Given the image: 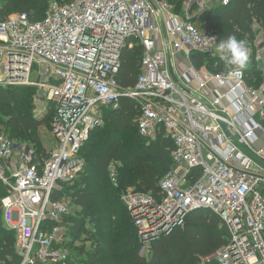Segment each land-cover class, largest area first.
<instances>
[{
  "label": "built area",
  "instance_id": "2783aa9c",
  "mask_svg": "<svg viewBox=\"0 0 264 264\" xmlns=\"http://www.w3.org/2000/svg\"><path fill=\"white\" fill-rule=\"evenodd\" d=\"M151 1L153 6L147 0H48L41 20L30 21L26 13L0 20V86L45 91L56 141L55 153L43 159L0 133L2 221L15 233L20 264L73 259L70 217L77 211L53 193L80 177L90 131L104 124V109L116 108L121 97L136 102L140 135L163 130L174 144L175 164L158 181L156 193L129 187L120 195L142 252L183 226L189 213L206 208L228 232L227 243L211 256L218 264H264V44H246L262 72L259 86L235 66L219 72L196 68L190 51L218 56V34L192 17H178L169 4ZM254 28L260 30L256 23ZM132 39L143 48L140 74L134 87L124 90L116 74L121 50L132 47ZM183 53L188 60L177 71L173 56ZM109 178L118 188L113 163Z\"/></svg>",
  "mask_w": 264,
  "mask_h": 264
},
{
  "label": "trees",
  "instance_id": "16d2710c",
  "mask_svg": "<svg viewBox=\"0 0 264 264\" xmlns=\"http://www.w3.org/2000/svg\"><path fill=\"white\" fill-rule=\"evenodd\" d=\"M0 20L15 13H26L30 21L41 20L48 0H0ZM175 8L183 7L187 0H166ZM264 29V0H231L226 5H214L201 15V28L218 34L219 41L229 35L247 43L253 42L257 30ZM143 48L136 39L132 47L120 53V67L116 80L124 90L134 87L140 74ZM250 51L249 67L244 70L249 84L259 86L262 72L253 62ZM189 62L196 68L205 66L211 72L227 69L218 56L190 51ZM35 88L31 85L0 86V131L10 139L27 143L38 157L44 155L40 128L52 130L53 106L48 102L42 118L33 116L32 102ZM139 109L129 97H121L116 108L104 109V124L90 131L81 150L84 169L73 184H60L53 199L71 196L80 207L71 216L72 243L83 238V245L65 264H218L211 256L228 241V232L220 218L211 210L199 208L189 213L184 225L152 241L143 253L136 228L123 205L120 195L129 187L145 193H156L158 181L175 164L174 144L163 130L155 140L146 142L136 126ZM119 164L118 188L109 178L110 163ZM122 163V165H120ZM264 193V189H263ZM6 194L0 182V264H20L15 249V233L2 221L1 199ZM92 223L93 230L85 228ZM88 241L91 249L85 250ZM211 257V258H210ZM30 264H41L33 261Z\"/></svg>",
  "mask_w": 264,
  "mask_h": 264
},
{
  "label": "rangeland",
  "instance_id": "374dc122",
  "mask_svg": "<svg viewBox=\"0 0 264 264\" xmlns=\"http://www.w3.org/2000/svg\"><path fill=\"white\" fill-rule=\"evenodd\" d=\"M160 2H163L164 4H169L168 1L166 0H159ZM1 3V1H0ZM171 6V12L174 14H177L179 17L183 18L185 16H189L192 17L194 23H196V25L201 26V15L203 14V12L210 8L213 7V5H207L205 6L203 3L202 4H192L190 3V5H188V7H179V8H175L172 4H169ZM184 6V5H183ZM187 9V10H186ZM158 17H155L156 20L158 18H160L159 15H157ZM154 18V20H155ZM159 20V19H158ZM178 58H176V55L173 56V60L174 61H178V63H180L181 67H184V65H186L187 63V58L186 55L183 53L181 55H177ZM33 82H37V78L35 76L32 77ZM32 86V85H31ZM33 87L35 88V93L33 95V99L32 102L34 104V108H33V116H35L36 118H42L44 116V114L46 113L47 110V99L45 97V91L41 90L38 86L33 85ZM4 131H0V133H3ZM5 134V133H4ZM40 135H41V139L43 142V146H44V155L42 156L43 159H48L49 157H51L56 150V141L55 138L52 134V131L49 130V128L42 126L40 128ZM146 139L147 143L152 142L153 140H155L156 136H151V137H143ZM24 143V142H23ZM27 145V143H25ZM86 145V144H85ZM84 145V147H85ZM29 146V145H28ZM30 147V146H29ZM83 147V148H84ZM31 148V147H30ZM83 158V156H82ZM84 159V158H83ZM85 159H84V165H85ZM113 162L110 163L109 167L111 166ZM119 164L115 163L114 165L117 166ZM122 165V163L120 164ZM132 189L135 190V188L131 187ZM150 193V192H149ZM65 197V201L69 202L70 206L72 207L73 210L75 211H80V207L74 203V201L72 200L71 196H64ZM85 228L87 230H93L94 226L92 223H89L88 221L85 222ZM93 228V229H92ZM76 245L73 244V252L76 254L78 252V250L80 249V247L83 245V238H80L79 240H76V242H74ZM91 243H89L88 241H86L84 243L85 245V250L87 249H91L90 246Z\"/></svg>",
  "mask_w": 264,
  "mask_h": 264
},
{
  "label": "clouds",
  "instance_id": "9594fccd",
  "mask_svg": "<svg viewBox=\"0 0 264 264\" xmlns=\"http://www.w3.org/2000/svg\"><path fill=\"white\" fill-rule=\"evenodd\" d=\"M227 3V0H225ZM216 53L219 60L224 63L226 67L235 66L242 75L243 71L249 67L250 50L245 42L238 39L235 35H229L226 39H222L216 45ZM233 72H228L227 76L231 78Z\"/></svg>",
  "mask_w": 264,
  "mask_h": 264
},
{
  "label": "crops",
  "instance_id": "0c3cea01",
  "mask_svg": "<svg viewBox=\"0 0 264 264\" xmlns=\"http://www.w3.org/2000/svg\"><path fill=\"white\" fill-rule=\"evenodd\" d=\"M190 3L192 4H202L203 3V0H187L183 3V7H188V5H190ZM187 10V9H186ZM177 15V14H176ZM179 17V16H178ZM255 44L258 45V46H261L264 44V29H260V30H257V33H256V38L254 40ZM180 54H178L179 56ZM176 58L177 55H176ZM188 60V59H187ZM174 61V60H173ZM179 61V60H178ZM177 62V61H176ZM178 63V62H177ZM179 65L175 66L176 70L177 71H181L183 70L184 67H181L180 63H178Z\"/></svg>",
  "mask_w": 264,
  "mask_h": 264
},
{
  "label": "water",
  "instance_id": "95a60500",
  "mask_svg": "<svg viewBox=\"0 0 264 264\" xmlns=\"http://www.w3.org/2000/svg\"><path fill=\"white\" fill-rule=\"evenodd\" d=\"M147 1L150 3V5L153 6V3H152L151 0H147ZM168 66H169V71H170V74H171L173 80L176 81V77H175L174 72H173V68H172V64H171V59H170V57H168Z\"/></svg>",
  "mask_w": 264,
  "mask_h": 264
}]
</instances>
